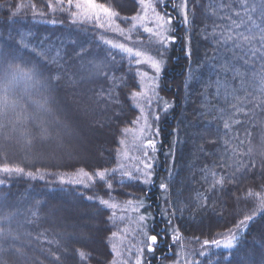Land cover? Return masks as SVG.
Returning a JSON list of instances; mask_svg holds the SVG:
<instances>
[{
    "label": "trees",
    "instance_id": "trees-1",
    "mask_svg": "<svg viewBox=\"0 0 264 264\" xmlns=\"http://www.w3.org/2000/svg\"><path fill=\"white\" fill-rule=\"evenodd\" d=\"M80 1L0 0V97L10 104L0 106V167L24 170L0 171V218L8 217L0 219V264H111L122 223L100 201L142 199L152 215L147 235L157 238L147 264L172 260L171 226L196 245L241 225L233 247L198 264H264V0H185L186 23L183 0L158 5L174 30L160 76L170 109L158 121L149 186L117 169L138 117L136 60L99 23L74 20ZM95 3L123 30L139 10L138 0ZM17 67L31 69V79ZM75 173L89 177L65 180ZM78 251L90 258L81 262Z\"/></svg>",
    "mask_w": 264,
    "mask_h": 264
},
{
    "label": "rangeland",
    "instance_id": "rangeland-1",
    "mask_svg": "<svg viewBox=\"0 0 264 264\" xmlns=\"http://www.w3.org/2000/svg\"><path fill=\"white\" fill-rule=\"evenodd\" d=\"M166 2L167 0H138V13L125 30L116 26L115 16H109L99 9L89 11L84 1L77 2L80 8L75 7L74 16L76 22L94 21L100 24L103 31L120 37L119 48L131 49V52H127L136 60L139 88L137 95L132 97V103L138 117L132 127L124 133L118 152L117 169L124 181L140 180L146 186H149L154 178V171L157 169L155 164L161 148L158 121L162 114L170 109V105L160 95V76L172 48L174 30L172 17H167L158 10V5ZM178 5L180 16L186 23L185 0ZM137 52L141 55L137 56ZM153 62L159 65L158 72L152 67ZM88 177L84 173H75L67 176L65 180L80 185ZM109 204L115 205L107 207L112 218L122 223L121 231L111 237L113 253L111 264H147L145 254H154V246L146 231L152 223V215L146 210V201L142 199L123 204L116 202ZM241 229L242 225L222 237L219 246L213 241L192 245L171 226L169 232L173 248L168 253L171 252L172 260L162 264H198L206 252L216 248L230 249L224 247V244L232 236L235 237L234 246Z\"/></svg>",
    "mask_w": 264,
    "mask_h": 264
},
{
    "label": "snow or ice",
    "instance_id": "snow-or-ice-1",
    "mask_svg": "<svg viewBox=\"0 0 264 264\" xmlns=\"http://www.w3.org/2000/svg\"><path fill=\"white\" fill-rule=\"evenodd\" d=\"M84 2L88 6L89 11H95V10L99 9L100 11H102L103 13H105V14H107L109 16H115L116 15V13H114L109 7L104 6V5L96 4L95 0H84ZM68 3L71 6L72 5V0H68ZM75 7L79 9L80 8V4L77 3L75 5ZM253 10H255V8H253ZM133 19H135V17H133ZM158 19H160V17H158ZM228 39H232V37L229 36ZM242 41L244 43H250V38L246 37V36L242 37ZM237 46L239 47V45H237ZM121 47H123V46H121ZM125 50L131 52V49H125ZM136 55L139 56V55H141V53L137 52ZM152 67H154L157 72L159 71V65L157 63L153 62L152 63ZM16 71L20 75H22L24 77H27L28 79H31V75H30V73L32 71L31 69L29 71H27V72H24V71L20 70L17 67ZM237 74H239V73H237ZM54 79L59 80L60 77L57 75V76L54 77ZM261 88H262V90H264V79L261 80ZM132 95H133V97H135L137 94L133 93ZM15 103H16L15 101H12L11 105L14 106ZM261 103L264 104V101H261ZM0 106H2L4 108H7V107L10 106L8 97L6 95L4 97H0ZM40 107H44V104H40ZM18 119H19V114H18ZM227 127H228V125L226 123L225 124V128H227ZM46 134H47V129H41V135H46ZM249 135H250V133H249ZM253 167H254V165H253ZM0 171L5 172V173H13V172H15V173H23L24 170L22 168H19V167L13 168V167H8V166H3V167H0ZM84 175H87V174L84 173ZM95 176L99 177L100 180L103 181V179L105 177V173L104 172H97V173H95ZM0 183H3V181H0ZM215 183L216 184H223L224 181L223 180H216ZM109 187H110V185H109ZM161 187H164V185H161ZM249 195H254V193L249 192ZM89 199H91V198H89ZM259 201L260 202H259L258 208L259 209H264V196H260L259 197ZM100 203L102 205L106 206V207H114L115 206V205H110L108 203V201H106V200H101ZM0 219H5L6 220V219H8V217H3V218H0ZM141 219H143V218H141ZM245 219L246 220L247 219H251V217H245ZM241 223H243V221ZM4 234H5V230L3 228H0V235H4ZM113 236H115V233H113ZM149 239L154 243L157 238L155 236H151V237H149ZM234 240H235L234 236L229 238L225 242L224 247L231 248L233 246V241ZM205 243H207V241H205ZM213 243H216L219 246L220 242L219 241H213ZM113 250L115 251V246H113ZM149 250H151V248H149ZM77 255L79 256L81 262H83V260L85 258H90V257L87 256L86 253H84L82 251H78Z\"/></svg>",
    "mask_w": 264,
    "mask_h": 264
}]
</instances>
